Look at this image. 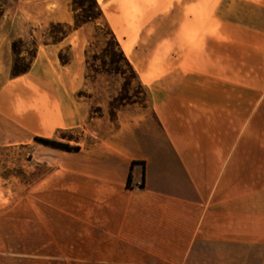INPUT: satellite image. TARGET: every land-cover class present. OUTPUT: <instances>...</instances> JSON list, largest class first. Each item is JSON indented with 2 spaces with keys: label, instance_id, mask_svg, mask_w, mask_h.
Returning a JSON list of instances; mask_svg holds the SVG:
<instances>
[{
  "label": "crops",
  "instance_id": "1",
  "mask_svg": "<svg viewBox=\"0 0 264 264\" xmlns=\"http://www.w3.org/2000/svg\"><path fill=\"white\" fill-rule=\"evenodd\" d=\"M130 2L109 23L147 118L104 133L56 77L0 75V148L46 172L0 211V260L264 264V0Z\"/></svg>",
  "mask_w": 264,
  "mask_h": 264
},
{
  "label": "rangeland",
  "instance_id": "2",
  "mask_svg": "<svg viewBox=\"0 0 264 264\" xmlns=\"http://www.w3.org/2000/svg\"><path fill=\"white\" fill-rule=\"evenodd\" d=\"M73 1L0 0V75L9 69L13 79L27 69L25 74L56 77L64 83L61 88L68 99L88 107L93 118L103 119L104 133L114 130L112 124L122 114L147 118V95L108 36L109 22L124 6L132 8L130 0H117L118 8L108 6L116 0H96L106 15L84 24L75 19L82 15L72 7ZM70 133L76 141L82 138L81 129ZM44 174L30 165L21 170L19 150L1 147L0 181L5 183H0V211L16 203ZM10 264L24 263L12 257Z\"/></svg>",
  "mask_w": 264,
  "mask_h": 264
},
{
  "label": "trees",
  "instance_id": "3",
  "mask_svg": "<svg viewBox=\"0 0 264 264\" xmlns=\"http://www.w3.org/2000/svg\"><path fill=\"white\" fill-rule=\"evenodd\" d=\"M72 5H73L72 6L73 8H76V12L79 11L82 15V17L80 19L78 17L77 18L75 17L76 21L78 20V23H80V24H84L86 22H93V21H96L102 17L101 10H100V8L97 5L95 0H74ZM108 36L110 37V41L112 42L114 49L118 52V55L120 56V58L124 62H126V60L124 59L123 54L120 50V47H119L118 43L116 42L112 33H109ZM14 48L15 47L13 46V51L15 50ZM126 64L128 65L127 62H126ZM26 70L27 69L23 70L21 73H17V75L18 74L24 75L26 73ZM36 141H38L42 144L49 145V146L67 149L66 146L60 145V144L55 143V142L42 140V139H36Z\"/></svg>",
  "mask_w": 264,
  "mask_h": 264
}]
</instances>
